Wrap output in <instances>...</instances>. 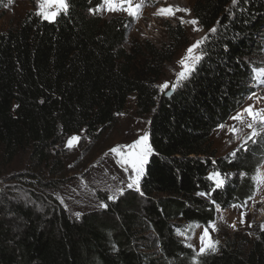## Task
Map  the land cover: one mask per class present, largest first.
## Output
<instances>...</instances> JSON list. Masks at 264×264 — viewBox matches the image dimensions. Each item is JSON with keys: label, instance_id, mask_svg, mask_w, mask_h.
I'll return each mask as SVG.
<instances>
[{"label": "trees", "instance_id": "obj_1", "mask_svg": "<svg viewBox=\"0 0 264 264\" xmlns=\"http://www.w3.org/2000/svg\"><path fill=\"white\" fill-rule=\"evenodd\" d=\"M100 4L68 0L67 13L54 23L28 12L0 31V177L35 195L48 189L46 169L58 162L55 150L72 135L94 139L113 129L136 95L139 115L152 113L153 152L140 180L141 201L127 191L103 211L78 219L50 198L44 200L52 206L43 202L40 211L35 200H17L6 189L0 192V264H193L171 220L206 227L217 219V205L244 209L255 196L263 147L219 156L212 136L251 94L255 80L248 58L264 23V0H241L233 11L227 10L233 0L195 3V17L210 32L203 59L156 109L162 64L183 45L179 30L170 31L173 42L164 49L150 41L131 46L134 23L91 11ZM141 47L144 60L138 59ZM24 157L30 169L14 171ZM213 171L224 176L223 187L198 195L214 187L207 179ZM143 217L159 235L160 257L139 247L136 230ZM197 260L264 264V230L246 254L226 246Z\"/></svg>", "mask_w": 264, "mask_h": 264}, {"label": "rangeland", "instance_id": "obj_2", "mask_svg": "<svg viewBox=\"0 0 264 264\" xmlns=\"http://www.w3.org/2000/svg\"><path fill=\"white\" fill-rule=\"evenodd\" d=\"M179 4L174 0H143L142 13L138 18L130 16L126 11H100L105 19L113 17H121L130 19L133 23V29L130 36L131 46L133 44L141 45L144 41H150L160 49L166 48L171 41L169 33L171 30H179V40L181 48L178 50L174 58L162 64V74L156 83L159 95L156 97V106L162 98L160 85L164 82L170 84L176 83L177 73L181 69L180 61L187 54V49L197 40L207 38L210 32L201 28L200 24L192 25L190 23H181L184 21L197 20L194 15V5L199 0H179ZM241 0H237L239 3ZM134 3H140L141 0H133ZM236 3L227 8L233 11ZM169 6L182 9H189V12H176L174 16H166L158 14L161 8ZM37 10V0H0V31H4L12 24L18 23L26 13ZM198 21V20H197ZM199 28V31L194 29ZM217 30V27H215ZM177 42V41H176ZM177 42V44H178ZM131 46H127L128 49ZM142 49L139 60L146 58V52ZM144 53V54H143ZM201 55V50L196 53ZM250 59V60H249ZM251 70L264 69V23L260 25L253 39V53L248 58ZM255 80V79H254ZM184 81V80H183ZM182 81V82H183ZM182 82L174 89L177 90ZM166 91V90H165ZM164 91V92H165ZM255 97H252L253 93ZM249 97H252L251 99ZM245 103L236 110L229 120L214 131L212 139L219 156L230 155L235 157L240 152L251 151L255 147H263L259 158L258 169L264 173V126L257 123L254 125L257 135L249 139L253 131L248 127L252 123L251 118L245 116L243 123L231 119L237 115L242 109L249 105H255L254 110L264 109V86H258L257 81L252 84L251 94ZM152 113L147 115H139L137 112L136 95L129 97L126 109L120 115L119 120L113 129L107 130L101 137L94 139L82 133L78 135L80 140L75 147L69 148L67 141L55 150V158L58 161L54 167L52 164L46 169V181H51V187L43 189L35 194L28 189L16 185L15 182H9L0 177V192L9 189L17 200H23L27 203H37L36 209L43 210L46 202L45 198L53 200V205L62 206L68 213L76 218H81L83 213L91 211H103L105 205L115 203L118 198L127 195V191H131V195L136 197V202L140 199V180L139 190L135 187L128 188L130 183L129 177L132 175L131 170L125 171L120 163V157L110 152V149L117 145H129L139 139L145 133L149 136V126ZM239 129V133L233 134L229 131L230 127ZM73 136V135H72ZM71 136V137H72ZM70 138V137H69ZM68 138V139H69ZM150 143V141H149ZM235 153V156L232 154ZM150 158V156H149ZM148 158V159H149ZM147 164V163H146ZM146 167V165H145ZM30 169V162L27 157L20 159L14 167V171H23ZM143 176V175H142ZM256 183V182H255ZM121 189L123 192L121 193ZM44 193H47L45 195ZM110 197H114L110 199ZM48 204V202H46ZM259 203V204H258ZM49 203V206H52ZM143 204V203H141ZM264 206V183L259 186L256 184V193L247 207H229L219 209L217 219L214 221L216 230L209 228L211 239L219 241L216 251H206L200 253L201 241L200 236L203 233L204 226L192 227L179 219H172V229L176 232V239L183 246L189 248L193 255L192 263L198 264V258L201 255L211 256L221 252L224 247H229L234 251L246 254L250 251L253 243L258 239V234L264 230L260 214ZM242 213L244 215L242 216ZM144 224L136 230L139 247H143V251L153 253L154 257L161 256L160 238L154 230L151 220L143 217ZM243 219V222L241 220ZM233 225H235L233 227ZM183 233V235L181 234ZM191 244L192 247L187 245Z\"/></svg>", "mask_w": 264, "mask_h": 264}, {"label": "snow or ice", "instance_id": "obj_3", "mask_svg": "<svg viewBox=\"0 0 264 264\" xmlns=\"http://www.w3.org/2000/svg\"><path fill=\"white\" fill-rule=\"evenodd\" d=\"M237 0H233L235 4ZM143 9V0L140 3H134L133 0H101L100 7L97 9H92L91 11H126L130 16L138 18L142 13ZM68 11V0H37V10L34 15L40 16L42 19L48 22H55L57 17L62 13L66 14ZM176 12H189V9H182L178 7L169 6L168 8H161L158 10V14L166 15V16H174ZM181 23H190L192 25H197L199 22L195 19L191 21H184L181 19ZM199 31V28L194 29ZM212 32H215L216 29H211ZM204 44V39L197 40L194 44H192L187 49V54L185 57L181 59L179 62L181 65V71L177 73V81L176 83L170 84L169 82H164L160 85V89L162 92L165 90H172L177 85H179L183 80L187 79L191 73L195 70V65L198 64L202 59V55H197L196 53L202 50V46ZM253 78L257 81L258 86H264V69L254 70ZM256 93L252 94V97H255ZM252 97H249L250 99ZM255 105H249L247 108L242 109L237 113L236 116L231 117V119L239 121L243 123L245 116L250 117L252 123L248 124L249 128H252L253 131L249 139L254 138L257 135L254 125L259 123L264 126V109L254 110ZM221 128L224 125L220 126ZM233 134L239 133V129L233 127L229 128ZM80 140L78 135H73L67 141V146L69 148L75 147ZM110 152L115 153L120 157V163L124 167L125 171L131 170L132 175L129 177L130 183H128V188L135 187L136 190H139V180L142 177L145 171V165L148 162L149 156L152 154L153 149L149 143V136L145 133L139 139L134 141L129 145H117L114 148L110 149ZM235 156V153L232 154ZM207 179L212 182L214 185L213 188L210 189L209 193H198V195H209L212 191H215L217 188H221L224 185L225 179L224 176L219 171H213ZM253 180L256 182L257 186L261 183H264V173H261L259 169L257 170L256 175L253 177ZM121 193L123 189L120 190ZM114 197H110L112 199ZM251 199V197L249 198ZM215 204V201H213ZM247 204V201L244 202ZM106 207V205H105ZM233 207H237V205H233ZM217 210H219V205H217ZM244 213H242V216ZM243 222V219L241 220ZM235 225H233L234 227ZM189 230L192 227H200V225H190L188 226ZM264 228V225L261 226ZM209 228L212 230H216V225L214 222H209V225L204 227L203 233L200 236L201 248L200 253L203 254L206 251H216L217 245L219 241H214L211 239ZM183 235V233H181ZM188 247H192L191 244L187 245Z\"/></svg>", "mask_w": 264, "mask_h": 264}, {"label": "water", "instance_id": "obj_4", "mask_svg": "<svg viewBox=\"0 0 264 264\" xmlns=\"http://www.w3.org/2000/svg\"><path fill=\"white\" fill-rule=\"evenodd\" d=\"M175 89L172 90H166L165 92L162 93L163 97H171L175 93Z\"/></svg>", "mask_w": 264, "mask_h": 264}, {"label": "bare ground", "instance_id": "obj_5", "mask_svg": "<svg viewBox=\"0 0 264 264\" xmlns=\"http://www.w3.org/2000/svg\"><path fill=\"white\" fill-rule=\"evenodd\" d=\"M157 1H158V0H157ZM174 1H175V3L179 4V6H180V1H179V0H174ZM186 1H187V0H186ZM258 204H259V203H258ZM260 217H261L262 223H263V225H264V206H263V209H262V211H261Z\"/></svg>", "mask_w": 264, "mask_h": 264}]
</instances>
